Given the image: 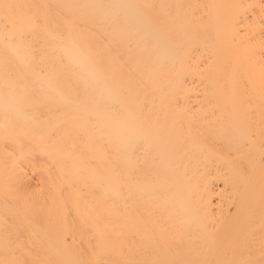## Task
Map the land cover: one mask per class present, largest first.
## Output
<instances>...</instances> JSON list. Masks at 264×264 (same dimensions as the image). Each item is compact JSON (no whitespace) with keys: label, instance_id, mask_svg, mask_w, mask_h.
Wrapping results in <instances>:
<instances>
[{"label":"bare ground","instance_id":"obj_1","mask_svg":"<svg viewBox=\"0 0 264 264\" xmlns=\"http://www.w3.org/2000/svg\"><path fill=\"white\" fill-rule=\"evenodd\" d=\"M0 264H264V0H0Z\"/></svg>","mask_w":264,"mask_h":264}]
</instances>
